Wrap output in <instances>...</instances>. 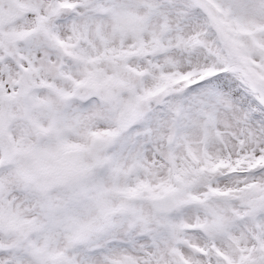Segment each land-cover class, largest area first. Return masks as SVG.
<instances>
[{"label": "snow or ice", "instance_id": "obj_1", "mask_svg": "<svg viewBox=\"0 0 264 264\" xmlns=\"http://www.w3.org/2000/svg\"><path fill=\"white\" fill-rule=\"evenodd\" d=\"M0 264H264V0H0Z\"/></svg>", "mask_w": 264, "mask_h": 264}]
</instances>
